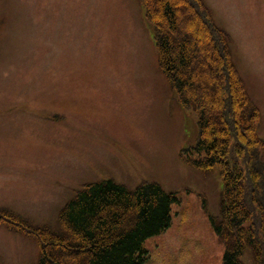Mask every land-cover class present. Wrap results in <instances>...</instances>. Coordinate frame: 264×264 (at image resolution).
<instances>
[{
    "label": "rangeland",
    "instance_id": "obj_1",
    "mask_svg": "<svg viewBox=\"0 0 264 264\" xmlns=\"http://www.w3.org/2000/svg\"><path fill=\"white\" fill-rule=\"evenodd\" d=\"M205 2L231 35L264 139V0ZM197 138L139 0H0V206L57 231L82 184L156 181L178 201L170 225L144 242L143 264H224L227 245L210 222L221 216L223 180L220 166L187 160L205 156L186 152ZM38 257L34 237L0 222V264ZM242 260L254 264L250 248Z\"/></svg>",
    "mask_w": 264,
    "mask_h": 264
},
{
    "label": "trees",
    "instance_id": "obj_2",
    "mask_svg": "<svg viewBox=\"0 0 264 264\" xmlns=\"http://www.w3.org/2000/svg\"><path fill=\"white\" fill-rule=\"evenodd\" d=\"M139 1L161 71L181 106L197 116L198 138L186 152L203 151L205 156L187 160L204 171L220 166L221 216L211 215L210 222L226 242L224 264H244L249 248L254 263L264 264L260 111L232 61L230 34L214 21L204 0ZM181 9L191 18L186 21ZM176 201V194L156 181L144 180L130 190L107 179L76 191L60 211L57 231L1 206L0 222L37 240V264H143L148 255L144 242L170 225Z\"/></svg>",
    "mask_w": 264,
    "mask_h": 264
}]
</instances>
